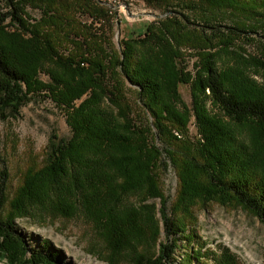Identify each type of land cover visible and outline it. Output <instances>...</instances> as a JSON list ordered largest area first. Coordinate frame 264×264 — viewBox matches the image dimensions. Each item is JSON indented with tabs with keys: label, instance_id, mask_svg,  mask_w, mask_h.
I'll return each instance as SVG.
<instances>
[{
	"label": "trees",
	"instance_id": "obj_1",
	"mask_svg": "<svg viewBox=\"0 0 264 264\" xmlns=\"http://www.w3.org/2000/svg\"><path fill=\"white\" fill-rule=\"evenodd\" d=\"M136 1L164 16L116 48L106 31L81 19L87 14L109 25L113 14L101 1L0 0L6 8L0 13V117L7 110L18 114L39 93L64 109L71 130L70 137L50 135L42 159L32 157L15 189H8L10 173L0 165V261L60 264V249L49 239L30 241L17 220L41 218L40 212L70 218L81 209L106 239L109 264L126 247L143 243L154 244L149 263L174 264L183 220L168 214L156 172L161 165L177 171L176 207L189 221L197 202L216 200L242 204L264 222V90L224 60L237 52L231 43L243 34L264 38V30L245 23L254 15L264 19V0ZM27 4L39 8L37 18ZM188 49L198 57L194 74L181 66ZM181 84L190 85L191 106ZM132 86L148 123L136 120ZM206 100L237 125L253 121L250 143L238 140L232 123L209 113ZM191 110L201 135L194 142L174 133L185 131ZM131 195L135 203L127 201ZM151 199L160 205L163 240Z\"/></svg>",
	"mask_w": 264,
	"mask_h": 264
},
{
	"label": "rangeland",
	"instance_id": "obj_2",
	"mask_svg": "<svg viewBox=\"0 0 264 264\" xmlns=\"http://www.w3.org/2000/svg\"><path fill=\"white\" fill-rule=\"evenodd\" d=\"M26 8L32 17L39 16L40 11L37 6L27 4ZM5 10V6L1 3L0 13ZM185 12L191 16L194 13L190 9ZM164 13L162 9L148 6L143 1H135L128 11L114 8L109 25H103L101 18H95L96 22L87 14L81 19L92 24L95 31L102 28L101 31H106L107 39L116 48H120L122 39L142 33L148 22L158 20L164 16ZM261 18L255 15L247 17L245 23L247 22V26L254 27L262 33L264 19ZM193 26L200 28L197 24ZM235 43H231V48L237 52L226 56L224 59L226 64L241 67L250 77L253 86L264 90V38L252 32L243 34ZM196 54L195 49H188L185 52L184 62L181 64L193 74L196 72L195 63L198 59ZM242 57L244 59H241ZM260 62L263 63L259 64ZM40 77L46 81L49 79L46 71H41ZM132 87L128 89V97L136 107L134 109L136 120L138 123L141 121L148 123L150 118L142 112L135 87ZM180 91L184 102L191 106L190 85L181 84ZM205 106L209 113L233 124L239 141L250 143L248 139H251L252 130L256 127L253 121L248 120L237 125L234 119L221 111L217 105L212 104L210 100H206ZM191 113L185 131L180 134L174 133L179 138L194 142L200 139L201 135L195 113L193 111ZM5 114V117H0V165L6 167L10 173L8 189L11 190L18 186L21 174L33 163L32 157L42 159V151L50 135L55 133L59 138L70 137L71 130L67 124L64 109L44 94L32 93L29 100L20 107L18 114L10 110H7ZM163 159L165 162H170L166 156ZM156 172L162 190L167 196L168 214L171 219L178 217L183 220V224L176 233L179 240H177L178 247L173 252L174 264H264V222L255 212L231 201L220 203L210 200L204 201L203 204L199 201L191 209L193 221H189L185 218L187 213L176 207L180 189L177 171L169 164L168 167L161 165ZM127 201L135 203L136 197L131 195ZM150 202L152 206H156L155 218L161 233L160 239L163 240L164 233L158 221L160 219L158 199H151ZM38 215L41 218L31 216L18 219L19 227L33 243H38L43 238L49 239L62 253L60 264H109L108 260L106 261L109 259L106 239L93 222L87 220L81 209L70 218H44L41 212ZM154 251L152 243L149 246L145 243L128 246L114 264H151L146 257H151ZM0 264L6 263L0 261Z\"/></svg>",
	"mask_w": 264,
	"mask_h": 264
},
{
	"label": "built area",
	"instance_id": "obj_3",
	"mask_svg": "<svg viewBox=\"0 0 264 264\" xmlns=\"http://www.w3.org/2000/svg\"><path fill=\"white\" fill-rule=\"evenodd\" d=\"M135 1L136 0H106V1H103L102 3L108 5V7H110V9H111L110 12L113 14L114 8H119V9L124 10V11L126 9L128 11V9H130L133 6ZM93 20L96 21L94 18H93ZM111 23L113 24V21Z\"/></svg>",
	"mask_w": 264,
	"mask_h": 264
},
{
	"label": "bare ground",
	"instance_id": "obj_4",
	"mask_svg": "<svg viewBox=\"0 0 264 264\" xmlns=\"http://www.w3.org/2000/svg\"><path fill=\"white\" fill-rule=\"evenodd\" d=\"M176 133V132H175Z\"/></svg>",
	"mask_w": 264,
	"mask_h": 264
}]
</instances>
